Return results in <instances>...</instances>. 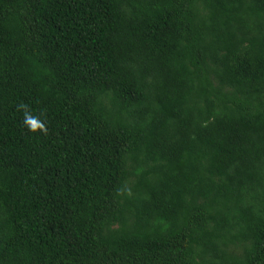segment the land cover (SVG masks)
I'll return each mask as SVG.
<instances>
[{"label": "trees", "instance_id": "obj_1", "mask_svg": "<svg viewBox=\"0 0 264 264\" xmlns=\"http://www.w3.org/2000/svg\"><path fill=\"white\" fill-rule=\"evenodd\" d=\"M0 264H264V0H0Z\"/></svg>", "mask_w": 264, "mask_h": 264}]
</instances>
